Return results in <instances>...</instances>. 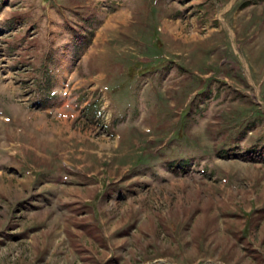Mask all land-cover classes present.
Here are the masks:
<instances>
[{"label":"rangeland","instance_id":"374dc122","mask_svg":"<svg viewBox=\"0 0 264 264\" xmlns=\"http://www.w3.org/2000/svg\"><path fill=\"white\" fill-rule=\"evenodd\" d=\"M263 14L0 0V264H264Z\"/></svg>","mask_w":264,"mask_h":264},{"label":"trees","instance_id":"16d2710c","mask_svg":"<svg viewBox=\"0 0 264 264\" xmlns=\"http://www.w3.org/2000/svg\"><path fill=\"white\" fill-rule=\"evenodd\" d=\"M243 155V158H246V159H252L254 156L252 155V153H245V154H242ZM257 158H262V161H264V156H258Z\"/></svg>","mask_w":264,"mask_h":264},{"label":"crops","instance_id":"0c3cea01","mask_svg":"<svg viewBox=\"0 0 264 264\" xmlns=\"http://www.w3.org/2000/svg\"><path fill=\"white\" fill-rule=\"evenodd\" d=\"M263 16H264V14H263ZM216 29V28H215ZM256 29H253V31H251V34L255 31ZM209 31V34L207 35V36H210V34H215L216 32H213V31H215L214 30V28L213 29H210V30H208ZM212 32V33H211ZM247 33V32H246Z\"/></svg>","mask_w":264,"mask_h":264}]
</instances>
